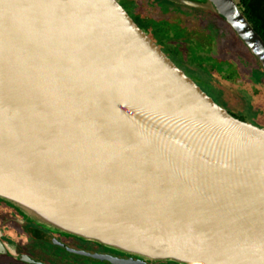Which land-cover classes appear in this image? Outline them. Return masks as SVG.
I'll use <instances>...</instances> for the list:
<instances>
[{
  "label": "water",
  "instance_id": "water-1",
  "mask_svg": "<svg viewBox=\"0 0 264 264\" xmlns=\"http://www.w3.org/2000/svg\"><path fill=\"white\" fill-rule=\"evenodd\" d=\"M176 1L223 16L264 68L236 0ZM0 200L127 256L61 244L111 264H264V126L119 0H0Z\"/></svg>",
  "mask_w": 264,
  "mask_h": 264
},
{
  "label": "rangeland",
  "instance_id": "rangeland-1",
  "mask_svg": "<svg viewBox=\"0 0 264 264\" xmlns=\"http://www.w3.org/2000/svg\"><path fill=\"white\" fill-rule=\"evenodd\" d=\"M119 1L127 3L126 8L132 16L154 19V29L161 21L169 27L168 32L183 30L179 40H170L181 48L184 65L199 77L193 75V79L203 89L204 83L211 84L209 90L228 111L242 114L248 122L264 126V68L223 16L213 11L214 14L192 16L191 8L174 5L170 0ZM189 35L194 39L193 44L186 43ZM202 45L209 46L214 54H200L195 47ZM207 46H202V52ZM87 260L95 264H111Z\"/></svg>",
  "mask_w": 264,
  "mask_h": 264
},
{
  "label": "flooded vegetation",
  "instance_id": "flooded-vegetation-1",
  "mask_svg": "<svg viewBox=\"0 0 264 264\" xmlns=\"http://www.w3.org/2000/svg\"><path fill=\"white\" fill-rule=\"evenodd\" d=\"M170 1L174 5L191 8V12L193 13L192 16L197 13L204 15L206 13L214 14L211 10L185 5L176 0ZM236 1L242 13L246 16L252 26L254 28L256 27V31L264 39V0ZM132 17L137 23L139 18H143L142 16ZM143 19L147 21L153 20L150 25L154 31L148 32L146 30L150 37L152 35L157 37L162 35V32H165L170 36V39L179 40V36L183 33V30H174V33L168 32L167 30L169 27H166V24L154 29V19ZM159 23H161V21H159ZM195 33L198 34V32ZM190 35V38L186 43L193 44L192 42L194 39ZM202 46L198 48L195 47L196 50L200 51V54H204L205 52V54H214V51H211L209 46H207L204 52H202ZM62 243L82 251L108 253L127 257L122 253L105 248L92 241L82 240L74 236H68L60 232L49 230L34 221L26 219L14 207L8 205L5 201L0 200V264H95L94 262H89L87 259L99 260L91 256L70 252L61 245ZM21 256L26 258H21ZM152 264L159 263L156 262Z\"/></svg>",
  "mask_w": 264,
  "mask_h": 264
},
{
  "label": "trees",
  "instance_id": "trees-1",
  "mask_svg": "<svg viewBox=\"0 0 264 264\" xmlns=\"http://www.w3.org/2000/svg\"><path fill=\"white\" fill-rule=\"evenodd\" d=\"M122 3V2H121ZM125 7H127V3H122ZM137 19V18H136ZM138 21V25L140 26V27H142V28H144L145 30H147L148 32H152V31H154L153 30V28L151 27V25H150V23L151 22H153V20H149V21H147V20H144L143 18H139V20H137ZM161 25H163L162 23H160V25L159 26H157V27H161ZM255 30H256V27H255ZM150 34V33H149ZM163 35V36H162ZM162 35H159V36H151V38L155 41V42H157V44L162 48V50L166 53V54H168V56L182 69V67H185L184 69H182V70H184L190 77H192L193 78V75L194 76H196L193 72V70H191L188 66H186V65H184V63L181 61V59H182V51H181V48L177 45V44H175V43H173L172 41H170V36H168V34L167 33H165V32H162ZM150 36V35H149ZM190 74H192V76L190 75ZM196 77H198V76H196ZM199 78V77H198ZM205 84V87H204V90L209 94V95H211L213 98L215 97L216 99H217V97L214 95V94H212V92H211V90H209V87L210 86H212L211 84H209V86L206 84V83H204ZM214 98V99H215ZM218 101V103H220L222 106H224V107H226L224 104H222L221 102H220V100L219 99H217ZM228 109V108H227ZM233 115H235L237 118H240V119H242V120H245V121H247V119H246V117L244 116V115H242V114H239V113H235V112H231ZM164 262H166V261H162V262H158L159 264H161V263H164ZM176 264V263H175Z\"/></svg>",
  "mask_w": 264,
  "mask_h": 264
}]
</instances>
